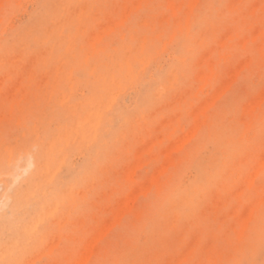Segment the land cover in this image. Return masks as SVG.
<instances>
[{"label":"rangeland","instance_id":"rangeland-1","mask_svg":"<svg viewBox=\"0 0 264 264\" xmlns=\"http://www.w3.org/2000/svg\"><path fill=\"white\" fill-rule=\"evenodd\" d=\"M192 1L0 0V264H264V0Z\"/></svg>","mask_w":264,"mask_h":264},{"label":"bare ground","instance_id":"bare-ground-1","mask_svg":"<svg viewBox=\"0 0 264 264\" xmlns=\"http://www.w3.org/2000/svg\"><path fill=\"white\" fill-rule=\"evenodd\" d=\"M181 1H183V0H181ZM195 2L197 3L198 0H196ZM193 3H194V0L192 1V4H191V6H190V7H192V8H193V6L196 4V3H194V5H193ZM192 5H193V6H192ZM192 8H190V9L193 10ZM127 13H128V11H127ZM189 16H190V15H189ZM100 37H101V36H100ZM262 40H263V39H262ZM142 60H143V59H142ZM63 62H65V61H63ZM143 70H144V69H143ZM52 71H53V70H52ZM239 71H240V69H239ZM50 72H51V70H50ZM57 75H58V74H57ZM55 77H57V76L55 75ZM235 78H236V77H235ZM232 80H233V79H232ZM232 80H231V81H232ZM233 81H234V80H233ZM233 81H232V82H233ZM55 82H56V81H55ZM115 94H116V93H115ZM212 96H213V95H212ZM112 97H113V96H112ZM116 97H117V96H116ZM217 97H218V95H217ZM260 97H261V96H260ZM64 98H65V97H64ZM214 98H215V97H214ZM218 98H219V97H218ZM66 99H67V98H66ZM114 99H115V98H114ZM215 100H216V99H215ZM260 101H261V100H260ZM212 102H213V101H212ZM213 103H214V102H213ZM259 104H260V103H259ZM259 104H258V105H259ZM210 105H211V104H210ZM248 106H249V105H248ZM255 107H256V106H255ZM42 119H43V118H42ZM80 124H82V123H80ZM82 125H83V124H82ZM197 125H198V124H197ZM83 126H84V125H83ZM198 127H199V126H198ZM192 131L195 132L194 130H192ZM193 132H192V133H193ZM195 133H196V132H195ZM193 134H194V133H193ZM190 135H191V134H189V137H190ZM187 136H188V135H187ZM187 136H186V137H187ZM189 137H187V138H189ZM191 137H193V135H191ZM189 139H190V138H189ZM183 142H184V141H183ZM8 147H9V146H8ZM152 148H153V147H152ZM11 149H12V148H11ZM11 149H10V150H11ZM169 155H171V153H170ZM30 156H31V155H29V157H30ZM30 158H31V157H30ZM32 160H33V158H32ZM32 160L30 161V159H29L30 162H32ZM20 162H21V161L19 160V163H20ZM16 163H18V161H17ZM167 164H168V163H167ZM17 166H18V165H17ZM165 166H166V165H165ZM167 166H168V165H167ZM27 167H28V166H27ZM33 167H34V166H33ZM17 168L20 169L19 167H17ZM28 168L31 169V166H29ZM28 168H27V169H28ZM165 168H166V167H164V169H165ZM27 169H26V172H27ZM30 169H29L28 171H30ZM20 170H25V169H20ZM20 170H19V171H20ZM15 171H16V170H15ZM26 172H24V174H26ZM17 175H18V174H17ZM256 175H257V174L255 173V175H254V176L252 175V176L255 177ZM5 176H7V175H5ZM8 176H9V175H8ZM10 176H11V175H10ZM12 176H13V175H12ZM18 176H19V175H18ZM21 176H24V175H21ZM25 176H26V175H25ZM25 176H24V177H25ZM15 178H16V177H15ZM18 178H19V177H18ZM18 178H16L17 181H19V179H20L21 177H20L19 179H18ZM158 178H159V177H158ZM16 179H14V180L16 181ZM252 181H253V179H252ZM15 184H18V182L15 183ZM11 186H12V185H11ZM150 187H151V186H150ZM150 187H149V188H150ZM11 188H13V186H12ZM11 188H9V190H11ZM148 190H149V189H148ZM64 191H65V189H64ZM135 191H136V190H135ZM135 191H133V192H135ZM6 193H7V192H6ZM64 193H65V192H64ZM136 196H137V195H136ZM129 197H132V196H129ZM135 199H137V198H134V200H135ZM7 200H8V199H7ZM132 204H133V203H132ZM133 205H135V204H133ZM57 207H58V206H57ZM129 207H130V206H129ZM123 210H124V209H123ZM120 213H121V212H120ZM118 214H119V213H118ZM122 215H123V213H122ZM119 216H120V214H119ZM121 217H122V216H120V218H121ZM120 218H119V221H120ZM29 219H30V218H29ZM245 223H246V222H245ZM29 224H31V223L29 222ZM117 224H119V223H117ZM28 226H29V225H28ZM108 227H109V228H107V229H111V228H110V225H109ZM103 228H104V227H103ZM104 231H105V230H104ZM243 231H244V230H243ZM101 232L103 233V236H104V233H105L106 231H105V232L101 231ZM105 234H106V233H105ZM98 235H99V234H98ZM101 235H102V234H101ZM101 235H100V236H101ZM100 236H98L96 239L98 240V238H99ZM99 239H100V238H99ZM92 240H93L92 242H94V243L96 242V241H94V239H92ZM92 242H91V244H92ZM94 243H93V244H94ZM89 244H90V243H89ZM86 246H87V245H86ZM5 247H6V246H5ZM90 247H91V245H90ZM92 247H93V251H94V246H92ZM51 248H52V247H51ZM95 249H96V248H95ZM2 250H3V248H2ZM52 250H53V248H52ZM91 251H92V249H91ZM91 251H88L89 254L92 253ZM3 252H4V251H3ZM85 253H87V252H85ZM89 254H87V255H88V258H89V256H91V255H89ZM82 255H83V254H82ZM82 258H84V257H82ZM215 259H216V258H215ZM85 260H86V259H85ZM88 260H89V259H88ZM34 261H35V260H34ZM80 261L83 262L84 260H83V259H80ZM86 261H87V260H86ZM81 262H80V263H81ZM85 263H86V262H85ZM77 264H79V262H77Z\"/></svg>","mask_w":264,"mask_h":264}]
</instances>
